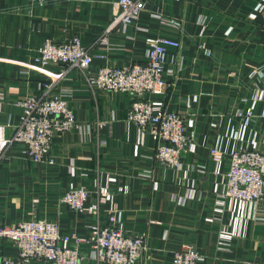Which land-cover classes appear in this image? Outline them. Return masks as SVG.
<instances>
[{"label":"crops","instance_id":"1","mask_svg":"<svg viewBox=\"0 0 264 264\" xmlns=\"http://www.w3.org/2000/svg\"><path fill=\"white\" fill-rule=\"evenodd\" d=\"M117 1L0 0V149L16 133L22 100L48 91L46 83L55 82L51 94H70L77 122L56 134L47 160L29 156L24 142L3 147L0 226L47 218L64 233L87 237L114 211L127 235L145 238L138 264H172L189 243L202 255L198 264L263 261L264 200L224 194L230 153L264 152V0H145L136 22L112 26ZM158 35L180 41L168 55L166 92L153 97L189 118L195 145L180 167L157 160L159 142L128 120L131 93L89 85L103 64L145 63L149 39ZM74 36L94 57L90 70L35 64L45 38ZM249 108L254 116L237 115ZM73 186L90 191L83 212L62 200ZM80 246L83 264H110L92 258L90 243ZM0 254L17 257L11 238L0 239Z\"/></svg>","mask_w":264,"mask_h":264},{"label":"built area","instance_id":"2","mask_svg":"<svg viewBox=\"0 0 264 264\" xmlns=\"http://www.w3.org/2000/svg\"><path fill=\"white\" fill-rule=\"evenodd\" d=\"M45 1V0H37ZM146 8L145 0H118L112 26H127L136 22ZM163 21L168 22L162 18ZM107 36L101 38L107 43ZM180 41L176 38L158 35L148 42L145 63L123 65L103 64L95 74L90 75L89 85L102 90L128 92L133 101L128 120L141 130L149 132L159 143L156 148L157 160L180 167L182 154L195 141L189 134L188 117L164 107L153 97L164 94L169 85L165 71L171 49H178ZM93 55L79 36L56 40L45 38L37 51L35 64L46 67L51 63L63 64L83 71L91 69ZM63 74L65 71L63 70ZM46 83L45 93L31 95L22 100L23 115L13 139H4L0 149L12 140L24 142L27 153L35 160H47L46 154L51 142L58 133L71 130L77 124L74 110L69 104V93L51 94L54 86ZM238 116H254L253 108L240 110ZM264 116V112L262 114ZM219 152L213 147L212 154ZM229 169L226 174L225 196L236 202L258 203L264 200V152L252 148H238L230 153ZM50 161V160H48ZM99 192L108 196L107 188ZM90 191L84 186H73L63 195V202L75 212L87 210ZM11 238L17 246L16 258L0 254V264H30L34 260H45L52 264H83L85 253L81 243L86 241L92 246V258L110 264H138L145 250V238L127 235L124 227L112 211L104 223L91 226L90 234L83 237L76 233H64L58 222L47 218H30L14 226H0V239ZM202 255L192 244H185L173 256L172 264H198ZM249 264H264L254 261Z\"/></svg>","mask_w":264,"mask_h":264},{"label":"rangeland","instance_id":"3","mask_svg":"<svg viewBox=\"0 0 264 264\" xmlns=\"http://www.w3.org/2000/svg\"><path fill=\"white\" fill-rule=\"evenodd\" d=\"M103 188H105V187H103Z\"/></svg>","mask_w":264,"mask_h":264}]
</instances>
